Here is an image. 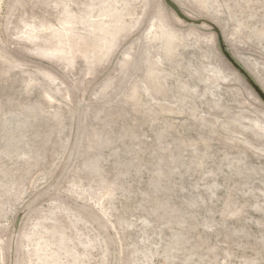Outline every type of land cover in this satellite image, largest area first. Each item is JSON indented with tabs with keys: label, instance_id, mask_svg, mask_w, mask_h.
Wrapping results in <instances>:
<instances>
[{
	"label": "rangeland",
	"instance_id": "1",
	"mask_svg": "<svg viewBox=\"0 0 264 264\" xmlns=\"http://www.w3.org/2000/svg\"><path fill=\"white\" fill-rule=\"evenodd\" d=\"M171 1L0 0V264H264V0Z\"/></svg>",
	"mask_w": 264,
	"mask_h": 264
},
{
	"label": "water",
	"instance_id": "2",
	"mask_svg": "<svg viewBox=\"0 0 264 264\" xmlns=\"http://www.w3.org/2000/svg\"><path fill=\"white\" fill-rule=\"evenodd\" d=\"M167 4H169L179 15V17H181L182 19L186 20L187 22H193L196 24H201L202 21L201 20H197V21H193L191 20L189 17H187L185 14L182 13V11L180 10V8L171 0H166ZM60 178L56 181V183L48 190H45L43 192H41L36 198H34L19 214L15 224H14V228H13V233L16 234L20 228L21 225L23 223V221L25 220L26 216L28 215V213L31 211V209L36 206L41 200H43L44 198H46L47 196H49L52 193V189L56 187V185L58 184Z\"/></svg>",
	"mask_w": 264,
	"mask_h": 264
}]
</instances>
